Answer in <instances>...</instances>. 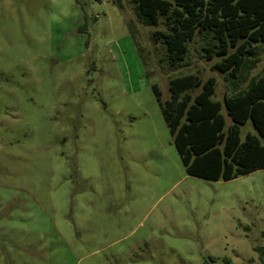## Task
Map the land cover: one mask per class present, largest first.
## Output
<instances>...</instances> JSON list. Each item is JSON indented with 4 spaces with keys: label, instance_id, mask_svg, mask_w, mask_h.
Segmentation results:
<instances>
[{
    "label": "rangeland",
    "instance_id": "1",
    "mask_svg": "<svg viewBox=\"0 0 264 264\" xmlns=\"http://www.w3.org/2000/svg\"><path fill=\"white\" fill-rule=\"evenodd\" d=\"M163 23L132 0H0V264H264V169L187 175L151 89L194 74L222 102L264 78V44L232 78L212 30L170 65Z\"/></svg>",
    "mask_w": 264,
    "mask_h": 264
},
{
    "label": "trees",
    "instance_id": "2",
    "mask_svg": "<svg viewBox=\"0 0 264 264\" xmlns=\"http://www.w3.org/2000/svg\"><path fill=\"white\" fill-rule=\"evenodd\" d=\"M146 26L157 25L163 17L166 31H154L161 39L170 65L178 64L187 52V42L196 32L212 30L219 41L214 50L205 47L206 59L223 56L215 68L232 78L245 68L247 56H256L254 44H264V0H132ZM208 44V43H207ZM209 45V44H208ZM229 48H233L229 51ZM229 80L230 95L213 100L215 81H202L194 74L169 81V98L156 97L173 145L187 175L211 181H228L264 169V78L251 81L237 91ZM200 89L194 96L190 91ZM225 108L232 124L225 129L221 113ZM250 120L257 135L240 127ZM257 249V248H256ZM223 264H230L224 261Z\"/></svg>",
    "mask_w": 264,
    "mask_h": 264
}]
</instances>
